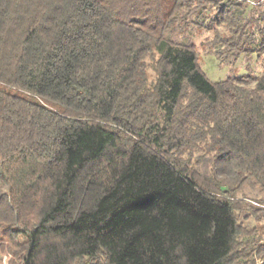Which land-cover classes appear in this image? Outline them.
<instances>
[{
    "label": "trees",
    "instance_id": "obj_1",
    "mask_svg": "<svg viewBox=\"0 0 264 264\" xmlns=\"http://www.w3.org/2000/svg\"><path fill=\"white\" fill-rule=\"evenodd\" d=\"M255 5L0 0V241L20 264H264L234 199L264 191V58L213 82L167 37L212 8L217 56L261 58ZM199 146L201 179L182 156Z\"/></svg>",
    "mask_w": 264,
    "mask_h": 264
},
{
    "label": "rangeland",
    "instance_id": "obj_2",
    "mask_svg": "<svg viewBox=\"0 0 264 264\" xmlns=\"http://www.w3.org/2000/svg\"><path fill=\"white\" fill-rule=\"evenodd\" d=\"M251 4H258L255 0H248ZM260 5H255L256 9L245 12L244 17L250 16L251 12L257 13L264 9V0H258ZM214 11L209 8L203 12L202 16H190L185 23L183 20L177 21L176 27L167 34V37L175 42L187 43L193 46L197 61L206 76L213 82L220 81L228 76L242 75L249 73L259 75L262 73V60L255 53L250 56L240 55L238 58L228 57L223 59L218 57L213 44L214 29L206 27L207 21H203L204 16H213ZM204 26H203V25ZM223 32V27H217ZM220 50L222 48H219ZM148 72L153 77L154 72L149 66ZM213 152L203 149L201 146L193 149L191 153L185 152L182 156L187 160L190 167H194L198 177L201 179L207 177L210 173L211 156ZM199 173V174H198ZM234 199L237 200L236 216L241 225L242 232L239 239L246 244L250 242L264 243V191L253 182L245 183L239 191L236 192ZM17 240H22L20 237ZM20 242V241H19ZM244 243H241L242 246ZM243 250V249H242ZM21 246L18 241L8 244L6 240L0 241V264H20ZM254 258L250 264H263L259 255L252 253ZM250 256V255H248ZM249 264V263H248Z\"/></svg>",
    "mask_w": 264,
    "mask_h": 264
}]
</instances>
